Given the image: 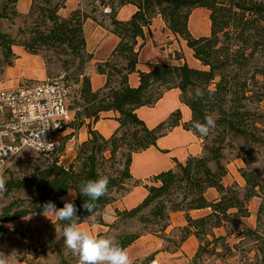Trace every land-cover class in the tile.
Segmentation results:
<instances>
[{"label": "trees", "instance_id": "16d2710c", "mask_svg": "<svg viewBox=\"0 0 264 264\" xmlns=\"http://www.w3.org/2000/svg\"><path fill=\"white\" fill-rule=\"evenodd\" d=\"M30 1L29 12L20 15L16 10L17 0H2L0 21L22 18L28 27L19 28L16 37L0 31L1 66L12 67L16 59L13 46L41 56L45 66L50 63L45 55H55L66 85L70 79L77 86L76 98L69 107L66 105L73 118L64 128L77 130L85 125L89 137L78 146L71 164L59 163L62 150L58 147V156L43 159L47 165L36 167L28 176L9 179L5 193L28 189L30 194L1 210L0 225L43 213L46 202L51 201L61 208L67 200L78 209L77 225L107 226L108 232L97 238L112 237L124 249L151 234L164 242L163 251L176 252L192 235L198 249L189 264H197L203 255L228 260L238 249L248 254L242 248L247 240L255 245L253 264H264V232L257 228L252 230L244 223L250 216L249 202L254 198L264 200V177L241 169L243 188L237 184L226 188L222 184L227 175L223 154L226 136L241 142L237 148L243 153L246 165H249L247 151L264 148V0H87L91 7L89 13L79 7L67 18L58 15L66 0ZM126 5H133L135 13L128 21L117 20L118 10ZM198 8L209 13L210 34L195 38L188 29V18ZM106 9L108 12H104ZM157 16L192 50L202 69L186 63H168L156 64L147 73L137 71V39L144 37V31ZM87 19L119 39L110 57L95 65L96 73L106 78L104 86L97 91L92 90L86 71L92 60V55L85 50L83 25ZM132 73L139 77L136 88L128 84ZM196 87L205 93L202 100L194 97ZM172 89L179 90L180 102L191 112V119L183 128L203 140L202 152L199 156H189L184 164L174 160L172 169L157 174L149 185H144L147 195L141 203L129 210H116V221L106 224L100 218L104 209L129 191L132 156L156 147L157 140L177 127L181 120L180 112L175 111L167 120L149 128L136 110L154 107L164 93ZM251 104L256 107L251 108ZM109 111L119 114L118 128L105 139L92 129V124ZM206 115H214L216 129H220L217 137L212 136V131L206 137L201 136L193 128L196 121L204 122ZM99 175L109 176V194L97 202L96 218L92 220L82 207L87 197L79 193V184ZM211 188L219 194L217 201H209L205 196ZM70 191L75 192V198L64 199ZM201 209H209L210 213L197 219L188 214ZM176 212L184 213L186 226L174 230L179 235L166 234L170 214ZM262 212L264 203L258 207V221ZM133 221L139 225L138 230H120L121 225ZM65 223L57 218L62 230ZM220 228L225 234L215 235L213 231ZM231 239L237 243H231ZM62 247H65L63 239ZM68 256L70 258L61 255L56 264H77V257ZM153 258L154 254L133 264H146ZM244 260L251 261L246 257Z\"/></svg>", "mask_w": 264, "mask_h": 264}, {"label": "crops", "instance_id": "0c3cea01", "mask_svg": "<svg viewBox=\"0 0 264 264\" xmlns=\"http://www.w3.org/2000/svg\"><path fill=\"white\" fill-rule=\"evenodd\" d=\"M82 0H66L64 8L58 11L61 18H67L70 14L80 7ZM31 6L30 0H17L16 10L20 15H26ZM106 11H108L106 9ZM136 8L133 5H126L118 10L116 19L119 21H128L135 13ZM188 29L191 35L195 38L208 36L210 34L209 13L205 9H194L188 18ZM85 37V50L92 55V60L87 67V74L90 78V86L93 91L101 89L106 78L99 75L95 71V65L106 61L115 47L119 39L98 25L91 19H87L83 25ZM136 51L138 52L137 71L150 72L156 64H173L182 65L186 63L189 67L202 69L201 64L194 59L193 52L186 43L178 36L172 34L165 26L160 16L155 17L148 29L144 31V37L137 39ZM12 52L16 56L14 67L6 70L5 74H15L18 79H34L40 81L45 77L44 62L38 56H33L24 51L20 46H13ZM3 84L6 88H11L19 85ZM128 84L132 88L139 85V77L137 73H132L128 76ZM179 111L181 120L177 127L173 128L167 135L161 137L156 142V147H150L145 151L136 153L132 156L130 165V174L132 181L129 185V191L123 197L108 205L100 218L106 224H112L116 221L115 211L129 210L137 206L143 201L147 195L144 185H149L151 180L157 174L172 169L175 162L184 164L189 156H199L202 152V141L194 135L193 132L185 130L183 124H186L191 119V112L188 107L180 102V92L177 89H172L164 93L162 98L152 108L142 107L136 110L137 116L149 128H154L161 122L167 120L169 116ZM72 118L73 114L71 113ZM119 114L114 111L104 112L101 118L96 123L92 124V129L98 132L103 138L107 139L113 135L118 128L117 118ZM87 127L73 130L63 128L57 134L58 147L61 146V155L59 163L69 165L73 162L77 148L80 144L88 140ZM61 141V142H60ZM233 183L244 187V180L238 172L230 173L223 179L224 187H230ZM206 198L209 201H217L219 199L218 192L211 188L206 191ZM75 192L70 191L64 199H74ZM252 199L248 206L250 216L244 220L247 227L252 230L256 229V214L259 203L253 204ZM252 204V205H251ZM210 213L209 209L192 210L188 214L192 219L202 218ZM43 213L29 215L20 220L8 222L5 227H14L19 223L27 222L30 227L28 236L33 245L39 241L42 242L47 238H55L60 240L62 228L57 224V216L52 213ZM186 226L185 215L183 212L171 213L169 225L165 231L166 234L172 233L175 229ZM77 227L88 232L93 237L101 233L108 232L107 226H102L96 223H82ZM215 235H224L223 228L213 231ZM234 236V235H233ZM233 238V237H232ZM232 240V239H231ZM38 246V245H37ZM164 242L151 234H146L140 237L132 245L125 250L128 252L133 263L141 261L148 256L154 254L152 261L146 264H189V260L198 249V242L194 236H189L176 252L163 251ZM15 257L12 255V261H7V264H17Z\"/></svg>", "mask_w": 264, "mask_h": 264}, {"label": "rangeland", "instance_id": "374dc122", "mask_svg": "<svg viewBox=\"0 0 264 264\" xmlns=\"http://www.w3.org/2000/svg\"><path fill=\"white\" fill-rule=\"evenodd\" d=\"M1 4H2V0H0V6ZM80 8L88 13L91 10V7L88 5L87 0H82L80 2ZM104 12H108V11L105 10ZM98 15L100 14L97 13V16ZM26 27H28V24L24 23V20L22 18L0 21V31L8 33L13 37H16L19 28L25 29ZM16 39H19V37H17ZM45 56L47 57V59L50 60V63H48L47 66L44 65L45 77L40 81L53 80L57 78L60 75V73H62L61 64L55 62L56 56L53 55L52 53H48ZM38 57L42 59L41 56ZM2 60L3 59L0 49V84H1L0 86L1 87L6 88L4 85H2V83L6 85H15L18 82L29 83V84L39 82L34 79L20 80L17 78L15 74L6 75L5 72L9 68L6 66L4 67L1 66V64L3 63ZM14 65L15 62H13L12 67H14ZM67 85H68V95H67L66 105L67 107H69L72 101L76 98L74 97L75 96L74 91L77 90V86L73 84L72 80L70 79L67 80ZM250 106L251 108L256 107L255 104H251ZM262 107H264V103H262ZM219 130L220 129L215 128L212 131V136L217 137L219 134ZM201 141L203 145V140ZM239 144H241L239 140L232 139L230 136H226L224 139L223 154L225 155L226 158L225 162H226L227 174L229 171L230 173L238 172V174L240 175L239 171L241 169H244L247 171H253L264 177V148L254 147L252 150L247 151L246 157H247V162H249V165H246L245 162L242 160L243 153L239 151V149L237 148ZM60 147L61 146L59 145V148ZM43 164H45V161L41 157H39L38 155H36L31 151H25L10 163V165L3 174V179L5 180V182H8V180L11 178L17 179V178H22L24 176H28L33 173L36 167L42 166ZM45 165H47V163ZM234 184L236 183H233L232 185ZM238 187L240 186L238 185ZM5 191H0V213L3 208L9 206V204H11L12 202H18L23 198H28L30 194L28 189L12 190L8 193H5ZM254 203L256 204L259 203L260 205L264 203V200L255 199L253 200L252 203L253 205L252 204L251 205L254 206ZM16 207L17 205L12 208V211H14ZM30 226L31 225H29L27 222L19 223L14 227H5V225L3 226L0 225V253H3L5 256H8L6 258L7 261L10 262L12 261V255L15 257L16 262H18L17 264H56L59 261V257L61 255L70 258L68 254H71L72 259L76 258V256L72 254L71 250H69L65 245H64L65 247H62V238L60 240L55 238H47L42 242L38 241L36 243V246L37 245L41 246L44 252V256L40 260L36 261V260L23 259L20 256L21 250L26 246L33 245V243L30 242L28 231L26 230ZM120 228L121 231H136L138 230L139 225L133 221L131 223H127V225H121ZM256 228L261 233L264 232V212H262L261 215L259 216V221L256 219ZM173 232L175 235H179L178 232L176 231ZM231 243H237V240L233 239ZM242 248L248 254H244L238 249L233 251V257L228 260H220L217 257L203 255L197 264H251V263L253 264L255 262L254 261L255 245L246 240L243 242ZM244 257L249 258L251 261L244 260ZM191 259L189 260V262L191 261Z\"/></svg>", "mask_w": 264, "mask_h": 264}, {"label": "built area", "instance_id": "2783aa9c", "mask_svg": "<svg viewBox=\"0 0 264 264\" xmlns=\"http://www.w3.org/2000/svg\"><path fill=\"white\" fill-rule=\"evenodd\" d=\"M67 95L63 74L53 80L0 86V176L25 151L44 160L58 156L57 134L72 120L66 107ZM42 142L53 143L54 147L48 150ZM20 256L37 261L44 252L41 246L30 245L21 250Z\"/></svg>", "mask_w": 264, "mask_h": 264}, {"label": "clouds", "instance_id": "9594fccd", "mask_svg": "<svg viewBox=\"0 0 264 264\" xmlns=\"http://www.w3.org/2000/svg\"><path fill=\"white\" fill-rule=\"evenodd\" d=\"M204 95L200 87L195 88V99L202 100ZM193 128L201 136L206 137L216 128V119L214 115H206L204 122L196 121ZM42 143L47 146L48 150L54 147L53 143ZM5 183L3 177L0 176V191L6 190ZM109 183V176L99 175L96 179L81 181L79 184V193L87 197L82 207L89 212L88 218L95 220L97 202L109 194ZM47 213H52L60 221L67 222L63 227L61 238L64 245L78 258L77 264H133L128 252L114 238H96L77 227L78 209L73 202L66 200L61 208H57L51 201L46 202L43 205V215L47 217ZM7 257L0 253V264H7Z\"/></svg>", "mask_w": 264, "mask_h": 264}]
</instances>
